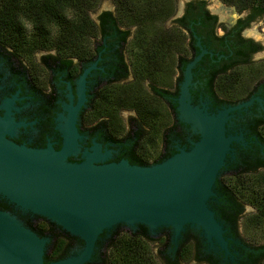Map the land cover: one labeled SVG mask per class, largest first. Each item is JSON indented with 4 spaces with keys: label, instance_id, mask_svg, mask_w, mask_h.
I'll return each mask as SVG.
<instances>
[{
    "label": "flooded vegetation",
    "instance_id": "1",
    "mask_svg": "<svg viewBox=\"0 0 264 264\" xmlns=\"http://www.w3.org/2000/svg\"><path fill=\"white\" fill-rule=\"evenodd\" d=\"M111 1L113 8L99 10L95 18L92 11L96 8L90 11L98 35L92 36L91 49L76 51L55 46L31 50L30 42L43 40L45 31L48 41L59 40L58 21L35 19V12L29 10L43 3L0 0V133L17 146L36 151L51 146L60 151L64 144L60 126L69 114L65 106L77 105L79 82L89 69L76 122L82 136L80 151L68 156L67 162L85 161L83 152L94 153L93 147L98 146L100 154L109 153L98 164L122 160L139 166L161 163L178 148L189 150L200 139L179 119L177 99L188 63L205 50L192 69L191 103L217 113L251 101L232 112L226 124L228 136L243 139L232 143L234 152L216 181L211 205L225 206L220 200H227L228 195L218 188L219 181H236L243 170L264 171V16L233 9L235 16L225 20L207 0H185L180 9L176 5L170 27L184 39L182 50H154L152 44L151 50L132 52L130 45L138 28L114 21L117 7ZM0 209L16 215L31 229L33 225L38 235L50 237L45 256L64 234L70 237L65 239L67 250L60 259L84 245L79 237L43 216L23 211L1 194ZM245 211L246 205L241 215ZM223 224L232 239L230 255L210 248L194 228L187 227L175 238L170 227L153 230L143 224L118 223L101 234L86 264H112L117 240H123L124 249L129 238L145 242L140 243L148 250L146 259H141L145 264H240L246 247L237 236L240 228Z\"/></svg>",
    "mask_w": 264,
    "mask_h": 264
},
{
    "label": "water",
    "instance_id": "2",
    "mask_svg": "<svg viewBox=\"0 0 264 264\" xmlns=\"http://www.w3.org/2000/svg\"><path fill=\"white\" fill-rule=\"evenodd\" d=\"M203 50L185 69L177 99L178 117L190 125L200 139L189 150L167 160L139 166L126 160L98 164L109 157L85 150V161L67 162L77 154L81 135L77 117L85 100L84 72L79 82L78 103L65 106L68 119L60 126L64 144L55 152L51 146L36 151L17 146L0 133V194L11 203L43 216L74 236L84 245L71 256L46 262L50 237H42L9 211L0 209V264H86L91 261L101 234L118 223L146 225L150 229L170 227L178 238L187 227L200 231L210 248L231 254L227 229L212 207L216 181L232 155L233 142L241 136H228L230 114L251 101L211 113L205 105L191 103L192 69Z\"/></svg>",
    "mask_w": 264,
    "mask_h": 264
},
{
    "label": "trees",
    "instance_id": "3",
    "mask_svg": "<svg viewBox=\"0 0 264 264\" xmlns=\"http://www.w3.org/2000/svg\"><path fill=\"white\" fill-rule=\"evenodd\" d=\"M101 0H29V3H40L42 7H32L29 11L35 12V19H52L58 21L60 38L56 42L48 41V32L45 31L44 39L40 42H30V49L42 47H57L60 50H89L91 49L92 36L98 35V27L90 16ZM228 5H234L238 11L251 10L252 16H264V0H222ZM21 3L22 0H12ZM116 4V16L114 21L125 25L137 26L135 40L130 45V50H182L184 39L176 33V29H166L163 24L170 19L176 10V0H114ZM59 7H54V4ZM66 4L67 6L63 5ZM52 5V6H51ZM51 6V7H49ZM106 14L111 15L110 12ZM47 26H45V29ZM153 35V36H152ZM152 36V38H151ZM152 40V41H151ZM140 42V44H138ZM255 170H243V174L233 183L223 179L219 181L221 188L228 196L227 200H220L221 205L215 207L221 220L232 223L236 228L239 221L245 218L246 226H264V173ZM264 172V171H263ZM249 204L254 211L244 217L241 215L243 207ZM50 226L52 223L43 218ZM32 229H36L30 225ZM56 238L60 235H56ZM246 245L242 250L243 255L240 264H264V244L254 245L243 239L241 233L237 234ZM70 237L64 234L55 243L49 246L45 256L46 262L58 260L67 250L65 239ZM114 238V237H113ZM145 243L143 240H137ZM136 240H125L124 249L122 239H118L115 250L111 254L112 264H145L142 260L148 255L147 247L138 246ZM82 242V241H81ZM112 243V242H111ZM124 250V251H122Z\"/></svg>",
    "mask_w": 264,
    "mask_h": 264
},
{
    "label": "rangeland",
    "instance_id": "4",
    "mask_svg": "<svg viewBox=\"0 0 264 264\" xmlns=\"http://www.w3.org/2000/svg\"><path fill=\"white\" fill-rule=\"evenodd\" d=\"M185 0H176V4H177V8L180 9V7L182 6V3ZM207 3L212 7V8H217L218 6H223L225 8H227L228 10H230V12H228V14H230V16H232L233 13V9H236V7L234 5H226L224 4V2L222 0H207ZM113 2L111 0H101L100 3L98 4V6L96 7V9L94 11H92V17L95 18L96 14L99 10L103 9V8H113ZM225 5V6H224ZM217 10V9H216ZM221 16V14H220ZM222 18V17H220ZM260 23V22H259ZM173 25V20L168 19L162 27L164 28H170ZM255 26V25H254ZM263 42H264V36L262 37ZM261 173H264L263 171ZM232 181H234L233 179H227V182L231 183ZM233 183V182H232ZM254 211L253 206L246 204V211L244 213V217H246L247 215H249L251 212ZM239 228H240V233L243 237V239H245L247 242L254 244V245H260V244H264V226L261 227H248L246 226L245 223V218H243L240 223H239Z\"/></svg>",
    "mask_w": 264,
    "mask_h": 264
},
{
    "label": "bare ground",
    "instance_id": "5",
    "mask_svg": "<svg viewBox=\"0 0 264 264\" xmlns=\"http://www.w3.org/2000/svg\"><path fill=\"white\" fill-rule=\"evenodd\" d=\"M217 10L221 14V17L224 18L225 20H230L231 17H234L235 16V15L234 16H230V14H228V12H230V10H228L227 8H225L223 6H218L217 7Z\"/></svg>",
    "mask_w": 264,
    "mask_h": 264
},
{
    "label": "clouds",
    "instance_id": "6",
    "mask_svg": "<svg viewBox=\"0 0 264 264\" xmlns=\"http://www.w3.org/2000/svg\"><path fill=\"white\" fill-rule=\"evenodd\" d=\"M28 27H31V25H28Z\"/></svg>",
    "mask_w": 264,
    "mask_h": 264
}]
</instances>
